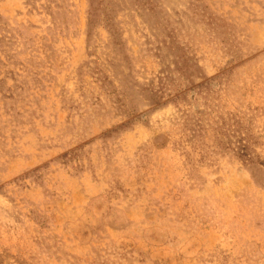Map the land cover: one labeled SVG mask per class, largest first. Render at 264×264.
<instances>
[{"label":"rangeland","instance_id":"obj_1","mask_svg":"<svg viewBox=\"0 0 264 264\" xmlns=\"http://www.w3.org/2000/svg\"><path fill=\"white\" fill-rule=\"evenodd\" d=\"M0 264H264V0H0Z\"/></svg>","mask_w":264,"mask_h":264}]
</instances>
